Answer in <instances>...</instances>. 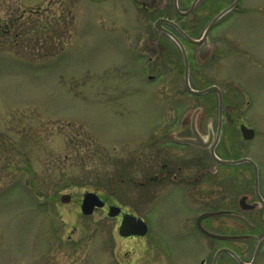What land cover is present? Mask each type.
<instances>
[{
  "label": "rangeland",
  "instance_id": "obj_1",
  "mask_svg": "<svg viewBox=\"0 0 264 264\" xmlns=\"http://www.w3.org/2000/svg\"><path fill=\"white\" fill-rule=\"evenodd\" d=\"M134 4L0 0V264H139V239L119 233L124 212L145 217L178 245L174 230L195 211L193 200L170 179L141 182L161 160L186 173L189 149L165 134L201 98L187 91L181 61L178 74L156 77L150 42L137 40L159 35L131 19ZM240 6L207 39L220 47L239 41L223 52L239 55L223 62L221 77H209L236 76L243 91L236 86L228 98L251 101L237 125L247 122L255 136L245 141L234 127L225 139L257 163L264 186V61L243 54L264 58V0ZM87 191L105 200L89 215L81 208ZM194 197L206 203L201 209L220 207ZM112 204L122 207L119 216L108 214ZM211 222L218 232L239 224ZM194 245L184 252L200 253Z\"/></svg>",
  "mask_w": 264,
  "mask_h": 264
},
{
  "label": "flooded vegetation",
  "instance_id": "obj_2",
  "mask_svg": "<svg viewBox=\"0 0 264 264\" xmlns=\"http://www.w3.org/2000/svg\"><path fill=\"white\" fill-rule=\"evenodd\" d=\"M131 1L136 5L131 19L135 18L140 27L155 30L159 35L157 38L137 40L150 42L149 50L153 52V55L148 54V58L151 60L155 57L158 70L156 77H160L164 70H169L173 75L178 74L180 71L177 70L178 62L181 61L183 64L181 73L183 72L185 83L186 68L183 52L178 42L170 35L169 32H172L181 38L187 52L192 88L206 90L216 86L220 90L212 89L201 94L187 90L201 100L189 115L183 114L178 123L174 124L171 132L165 134L173 143L189 149L187 160L191 165L187 167L186 173L180 172L184 169L182 165L175 166L170 161L161 160L154 175L146 177L142 182L146 185L151 180L162 182L170 179L171 186L181 187L193 200L195 211L181 220L174 230L177 233L178 245L175 246L172 242L170 245V237L151 230L145 217L142 218L146 222V229L139 235L134 234L125 238L139 239L141 245L139 264H264V186L261 169L259 166L256 169L248 161L236 164L220 163L212 155L214 151L220 159L239 160L249 157L246 153L243 154L244 152H237L239 149L235 147L236 145L228 144L225 137L229 128L237 127L241 137L247 140L244 138L241 126L244 124L253 127L242 121L238 126L237 122L244 119L241 111L248 109L251 101H241L237 95L228 98V94L233 92L236 94L237 89L243 91L237 83L236 76L223 77L222 81L212 80L209 77V73L213 71H218L221 77L220 69L223 62L232 56L239 55H225L223 52L227 49L228 53L237 50L241 43L224 41L226 47L223 46L224 43L220 47L215 41L213 45H209L208 38L205 41H192L179 32V30H186L192 38L201 37L212 24L211 30H214L222 21H227L236 10L240 13L243 10L240 6L242 0ZM228 8L229 10L214 22L215 17ZM138 50L145 54L141 44ZM243 54L251 62L264 61V58H258L248 52ZM217 62H221V65H216ZM233 88L237 89L232 92ZM174 133L176 135H173ZM233 136L235 134L229 137L233 138ZM233 141L230 139L229 142ZM257 179H259L258 183ZM194 196L202 200L218 201L220 207L201 209L199 206L206 203H200V200ZM211 211H221V213L206 215V212ZM211 219L222 223H239L237 225L239 229L215 231L212 229L214 225L211 224ZM212 232L224 235L225 238L213 237ZM195 243L200 253L193 255L195 248L191 252H184L183 248L195 247Z\"/></svg>",
  "mask_w": 264,
  "mask_h": 264
},
{
  "label": "water",
  "instance_id": "obj_3",
  "mask_svg": "<svg viewBox=\"0 0 264 264\" xmlns=\"http://www.w3.org/2000/svg\"><path fill=\"white\" fill-rule=\"evenodd\" d=\"M228 10H229V8L224 10V11H222L217 17H215L214 22L217 21L221 17V15L224 14ZM212 25L209 28L206 29V31H205V33H204V35H203V37L201 39H193V38L189 37L186 33H184L183 30H181V32L183 34H185V36L188 37L192 41H204L207 38V35L210 32ZM174 37L179 42V44L181 45V47L183 49V54H184L185 63H186L185 79H186L187 88L190 91L198 93V94L205 93L206 91H209V90H212V89H215V90L219 91L220 89L218 87H216V86H213V87H211L209 89H206V90H195V89L192 88V86L190 84V80H189V66H188V59H187L186 51H185V49L183 47V44H182L181 40L177 36H174ZM220 101L222 102V96H221V100ZM242 127H243V130L245 132V136L246 137L249 138V137L253 136L254 131L252 129H248L245 126H242ZM247 129H248V131H247ZM220 134H221V121H220V124H219V131H218V137L219 138H220ZM212 155L216 159H218L221 163L234 164V163H238V162H242V161H249L255 166L256 169L258 168L257 164L250 158H244V159H240V160L220 159L216 155V153L214 151L212 152ZM256 175H258V174H256ZM257 183H258V179H257ZM61 199H62L63 202H69L70 199H71V195L70 194H63ZM103 205H104V201L95 192L88 191V192L85 193V196H84V199H83V204H82V209H83V211L85 213L90 214V213H92L94 211L95 207H97V206L98 207H102ZM120 210H121V208L119 206L112 205L110 207L109 214L110 215H116V214H118L120 212ZM219 213H221V211L206 213V215L219 214ZM142 226H145V228H146V223L142 219H139L135 215H132V214H125L123 222H122V225H121V233L124 234V235H131V234H134V233H141L142 232L141 231L142 230ZM211 235L214 236V237H218V238H225L224 235H219V234H215V233H211Z\"/></svg>",
  "mask_w": 264,
  "mask_h": 264
}]
</instances>
